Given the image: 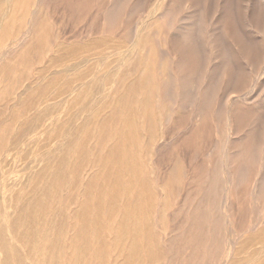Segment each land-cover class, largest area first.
<instances>
[{"label":"bare ground","instance_id":"6f19581e","mask_svg":"<svg viewBox=\"0 0 264 264\" xmlns=\"http://www.w3.org/2000/svg\"><path fill=\"white\" fill-rule=\"evenodd\" d=\"M17 1L0 0V56L9 36L17 31L14 23L17 10L13 7ZM46 1L21 0L28 7L26 9L28 16L19 28L26 33L31 32L30 42L26 43L28 51L21 55V59L27 60L32 49L37 50L43 46L46 32L51 31L52 21L47 18ZM111 1L108 0V3ZM127 1L131 3L132 0ZM123 2L124 0L119 3L115 1L114 4L111 3L112 5L109 3L108 6L103 5L105 7L101 10V18L99 15L97 17L102 20L100 23L103 33L113 36L119 29L116 24L124 10V6L121 5ZM144 2L146 1L143 0ZM243 2L246 4L243 9L245 26L239 28L229 11L230 14L221 15L222 17H218V20L213 15L208 21V27L211 30L207 36H204L205 34L200 31L195 33V24L191 23V16L188 14L190 7H180L179 4H182V1L153 0V7L148 16L150 22L148 21L147 25L143 22H134L132 26L125 27L126 48L118 51L117 58L111 64L99 60L96 63L97 69L106 67L105 70L97 72L99 75L96 72L89 75L91 65H88L87 59L81 56L78 63L66 66L63 70H58L59 72H52L39 88L28 90L19 111L33 104L35 94H44L51 87L56 93H61L71 84H75L70 99L52 98L33 124L32 129L44 130V143L55 140V143L45 152L40 151L39 148L30 152L23 148L19 149L12 157V165L8 167L1 156L8 146L6 135L8 136L12 129L15 116L9 118L13 121L12 124L9 125L11 120H8L9 123L6 122L8 125H5L0 132V264H23L21 251H30L34 264H92L90 257H85L87 250L93 245L101 254L99 256L96 252L99 258L105 256L106 248L109 246H107L106 233L113 234L116 247H112V252L116 250L121 257L119 264H145L146 261H143L145 255H155L158 250L160 251L161 248L158 249L160 241L155 242L154 225L151 221L154 216L152 212L154 213L156 208L148 191L144 188L145 181L143 179L144 186L136 192L135 200L132 203H123L120 200L123 194L122 171L129 169L131 176L139 177L145 165L143 163L155 157L154 154L158 152L159 147L166 146L167 138L163 139L153 133L154 111L161 114L158 124L160 131L163 128L165 130L164 126L170 124L176 114L180 117L178 125L183 131L201 122V124L197 123V126L202 125L205 129L202 131L201 127H198L202 131L197 130L199 136L200 133L203 135L204 130L208 128L207 122L213 121L210 107L214 96L213 85L217 80L210 79V76L206 74L204 68L207 66L203 68L204 75L196 76L198 71L196 68L202 65H198V60L195 59L199 55L194 56L196 53L195 51L193 53L194 46H204L210 52L209 63L218 62L225 67L224 73L220 72L222 75L219 73V77H227L226 81L224 79L223 81L232 90L227 92L224 89L221 112L218 115V118L223 121L225 135L222 137L223 141L218 143L219 140H216L217 143L211 144L213 152L209 148L210 145L208 147L205 145L208 152L204 154L205 158L201 157L204 161L203 163L200 161L202 167L196 170V164L191 166L194 160L190 162L189 168L194 167L197 172L194 168L193 171L189 169L185 171L186 168L183 171L181 167L182 169H179L183 173L181 171L179 173V169L175 170L176 164H173L175 166L172 168L173 171L170 169L173 166L171 162L172 166L169 169L173 172L169 171L170 178H167V185H165L168 191L164 188V192L167 191L165 199H172L173 191L177 190L175 184L178 186L179 183H184L183 179L187 180L186 175H190L188 172L192 176L189 177L190 180H187L190 183L185 182L187 186L195 180L197 184L192 183V187L195 185L192 191L190 189L187 191L189 186H186L184 191L187 192L184 193L183 205L180 204L182 206L179 207L180 205L176 204L178 209H175L183 220L178 228H173L170 234L165 236L168 240L165 241L163 237L162 242L168 243H166L167 247L169 245L168 251H173L176 243L185 249L181 252L179 250L175 253L168 252V255L169 253L174 255L172 256L178 264H219L222 260L225 264L236 253L234 251L236 246L242 254L248 246L251 247L257 243L256 245L260 244V247L254 246L256 249L252 248L254 249L252 257L250 259L247 255L246 257L253 262L252 264H264V256L261 257V254H264V0H243ZM100 3L93 5L97 6ZM140 3L143 4L142 0ZM141 4L137 5L138 8ZM97 7H95L96 12H101L100 7ZM182 8L187 13L179 17ZM134 12L135 10L131 14ZM124 16L127 17L128 13ZM122 24L125 25L124 22ZM225 25H229L230 35L226 36V32H222ZM153 26L154 34L150 32ZM171 38L181 39L186 48L188 44L194 46L187 48L192 49L188 51L189 53L179 54L178 52L179 56L174 58L173 56L177 54L172 53V56L163 54L170 49L167 47V42L170 45ZM200 38L203 41L202 45H200L202 41H198V39L201 40ZM245 38L249 44L246 50ZM165 45L167 49L164 48ZM181 45L178 46L182 49ZM227 46L233 50L242 48L240 58L247 60L245 64L247 66L242 69H249L248 75L244 70H239L232 79V76L227 73L228 67L225 64L227 59L221 52ZM170 47L172 51L173 47L171 45ZM203 49L200 50L204 51ZM213 51L220 53L221 56L213 54ZM141 52L144 54L141 55ZM152 52L158 55L156 58L153 56L149 59V53L152 54ZM159 52L165 56H160ZM206 52L199 54L204 55ZM212 68L210 71L213 70ZM207 69L209 71V68ZM64 77L67 80L64 82V88L56 89L55 84L61 81L59 78ZM5 87L8 89V85ZM7 89L0 88V95L3 97L5 95V98L0 100L2 103L7 96H10ZM100 103L101 105L98 106ZM72 105L77 107L74 113L70 112ZM254 113L257 115V118L255 117L257 121L250 129ZM76 124L80 126L79 135L69 134L68 132ZM213 126L210 125L211 128ZM218 127L220 125L212 129L215 130ZM194 129L191 128L192 131ZM208 130L210 131V128L206 131L207 136L212 131ZM194 131L193 133H196ZM164 134L167 132L163 131ZM214 134H216L215 131ZM177 135L179 136L180 133ZM196 135L194 134L195 137L198 136ZM219 135L215 136L220 138ZM24 137L23 129L17 131L9 146L16 147ZM142 137L145 141L140 143ZM173 137H170L172 144ZM178 138L181 139L177 137V140ZM184 138V141L188 139V137ZM199 138L201 137H198V141ZM161 139L163 141L159 143ZM192 140L195 138L190 141ZM196 140L192 143L189 141L188 144L193 145L197 143ZM175 143L178 144V142ZM106 144H110L109 150ZM195 145H193L194 148ZM137 150V156L132 158L130 155ZM163 150L165 153L169 151ZM160 153L163 154V152ZM125 154L130 161L123 159ZM201 154L203 155V152ZM44 155L46 158L41 159ZM210 157L216 158L210 159ZM181 162L183 163V160ZM181 162L178 163L181 165ZM36 164L40 167L35 168ZM88 165L95 166L98 171L92 174L84 185L83 205L79 210L81 224L76 226L74 231L75 235H84L88 231H93L92 240L87 239L75 246L72 254L67 258L61 240L66 217L62 214L58 202L62 191L77 187L78 174L72 175L71 170L84 169ZM26 172L29 173L26 175ZM102 174H105L107 178L102 182V190L97 192L95 183ZM185 183L182 185L184 188ZM158 185L156 188H159ZM153 192L156 195L157 192L151 189L152 194ZM168 192L173 195L170 196L171 198ZM174 199L169 203L177 208L174 206ZM243 204H246L245 211H248L246 215ZM168 205L165 203L166 207ZM170 209L172 208L169 207L168 210ZM175 210L173 209V212ZM54 217L57 218L56 224L52 221ZM173 217L175 219V215ZM236 217L241 220L248 218V221L239 225V220L238 223L235 222ZM234 222L240 226V229L237 226V229L234 228ZM146 228L149 229V234L145 240H141L139 236ZM18 244L22 246L21 249L15 248ZM249 251L244 252L248 254ZM171 255L169 257L173 258ZM237 261L239 260H235L234 264L239 263Z\"/></svg>","mask_w":264,"mask_h":264},{"label":"rangeland","instance_id":"374dc122","mask_svg":"<svg viewBox=\"0 0 264 264\" xmlns=\"http://www.w3.org/2000/svg\"><path fill=\"white\" fill-rule=\"evenodd\" d=\"M112 1H114V0H112ZM112 1L109 3L111 4ZM115 1L117 3H119L120 1L122 2V0H115ZM115 1L112 4H114ZM132 1L134 2V0H132ZM132 1H131V3H128L130 1L124 0V2L121 4L124 6V10L121 14V17L123 19H121V17H119V21L116 24L118 26L117 28H119V29H117L116 33L113 36H111V35H107V34L102 32V30H101L102 20L100 19L101 18L100 15L102 14L101 10H103L105 7L103 5L109 4L108 0H106V1L101 0V3H103V4L100 3V0L99 1H95V0H51L50 2L47 0L45 2V7L47 6L46 9H48L47 14L49 17L47 16V18L51 19V21H52V24H50L51 31L50 32L45 31L46 34H45L43 46H41L37 50H34V49L29 47V49H32V50L30 51V53L28 52L29 57H27V60L21 59V55L27 53V51H28V49H26V43L30 42L31 32L29 31L26 33L22 30V28L20 29L19 26L21 25V23L23 21L25 22V20L27 19L26 16H28V11L26 9L28 7H27V5H24L23 2H21V0H18L16 2V4L13 5L14 9L17 10V14H16L15 21H14L15 28L17 31L9 36L8 41L4 45L5 47L3 48L2 54L0 56V86H1L0 88H2V90L5 88L7 89V87H5V86L8 85L7 93H8V95H10V96L6 97L7 99L3 100V103L0 101V103L2 104L0 106V132H2L1 130L4 128L5 125H8L7 124V123H9L8 120H11L9 118H12V116H15V120L13 119L14 124L12 126L11 131L8 133V136L5 134L7 137L6 139L8 142V146L6 147V151L4 152V154L1 156L2 161L4 160L5 164L8 167H10L12 165L11 160H12L13 155L15 154V151H17L19 149L21 150L23 148L25 151L30 152L32 150L35 151L36 148H39L40 151L45 152L46 150H48V148L50 146H52L55 143V140H48L46 143H44L45 142L44 141V135H45L44 130L43 129H41V130L32 129L33 124H34L36 118L38 117V115L44 110L45 107H47V104L49 103V101L52 98H56L58 100H64L65 98L70 99L72 91L75 88V84H71L68 88L64 89V91L61 93H56L54 91V89L51 87V88H48L44 94H38V95L35 94L34 95L35 99L33 101V104L28 106L25 110L19 111V107H20L21 103L24 104V101H23L24 95L28 92V90H35V89L39 88V86H41L42 83L44 84V82L46 81L48 76L52 74V72H59V71L63 70L64 67H66V66H71V65L78 63V59L81 58V56H83L87 59L88 65H91V70H90L89 75L92 73H95V72L97 73L98 71L101 72V70H105L106 69L105 66L97 69L96 63H98L99 60H103V61H106V62L111 64L114 62L113 60H115L117 58L118 51L121 48L122 49L126 48L127 36L125 34V31H124L125 27L126 26H132V24L134 22H143V23H146V25L150 22L149 21L150 19L148 18V16H149L151 9L153 7V0L152 1L151 0H148V1L144 0L147 3L146 2L143 3V0H142V3L144 5L140 3L141 0H137V2L135 1L136 3L135 2L133 3ZM180 1H182V4L181 3L179 4L180 7H182V6L190 7L188 10V14L191 16V23L194 22L193 24H195L194 30H195L196 34L198 33V31L204 33L205 34L204 36H207V34H209L211 29H210V27H208V21L212 18L213 15H215V18L218 20L223 15H226L227 13L228 14L231 13V15L233 16V21L236 23V25H238L239 28L245 26V22L243 19V9H244V5H246V4H244L243 0H189V2L187 0H180ZM95 3H100V5L98 4L97 6L100 7L99 9L101 12H99V13L96 12L97 11L96 8H98V7L95 6L96 5ZM93 4H95V5H93ZM129 4L133 5V6H130ZM139 4L143 5V6L140 5L142 8L140 6L138 8L137 5H139ZM129 6L133 9H131ZM128 9H129V11H127ZM136 9H138V10H136ZM133 10H135V12L133 14H131V12H133ZM229 11H230V13H229ZM127 13H128V16L127 17L124 16V14L127 15ZM186 13L187 12L183 11V8H182L181 14L179 15V17L184 16ZM96 14H97V16H96ZM130 14L132 17L130 16ZM98 15L100 16L99 19H97V17H99ZM134 18H136V19H134ZM49 19H48V21L51 23V21ZM123 22L125 23V25L122 24ZM46 23L48 25V22H46ZM225 26L226 27H224V31H222V32H226V34H225L226 36L230 35L229 25H225ZM120 29H123V30H120ZM150 32L154 34V32H155L154 26L151 27ZM244 40L246 42L245 43V46H246L245 50H246L247 46H249V44H248L247 38H245ZM166 41H168V40H166ZM181 41H182L181 39H175L174 40L171 38V40H169V42H170L169 44L173 47V49L171 51V47H170V45H168V42H167V47H169L170 49L168 50L166 48V45H165L164 48L167 49V52L165 51L163 54L166 53V54H169L170 56H172V53H174L177 55L173 54L174 55L173 57L177 58V56H179L180 53H184V54L189 53L188 51H190L192 49L188 50L189 49L188 47L194 46V45L188 44V46H187L188 49H187L186 47L183 46L184 41L183 42H181ZM198 41H202V39L201 40L198 39ZM202 43H203V41L201 42L200 45H202ZM178 45H181V47L186 48V49L183 50V48L182 49L179 48ZM195 47L196 46L193 47V53L196 52L194 54V56L195 55L197 56V54L200 56L201 54H199V53L203 54L204 51L205 52L207 51L206 53L209 52L204 46H200V47L197 46L196 48ZM203 48H205V50ZM25 49H26V51H25ZM200 49L201 50L203 49L204 51H201ZM224 49L225 50H223L221 52L225 55V58L227 59V62L225 64H227L229 71L227 70V68H226V71L228 74H230L232 76V79L235 78V76L239 72V70L240 71L244 70V72L248 75L249 69H247V68L242 69L245 66H247V65H245L247 63V60H245L244 58H240L242 56V55L240 56V51L242 48L238 49V50L235 49L236 50L235 51L230 46L229 47L227 46ZM155 52H157V51H155ZM168 52H170V53H168ZM178 52H179V54H178ZM160 53L161 52H159V54ZM206 53H204V55H201V57L203 56L202 58L204 60H202L201 57L198 58L199 56H197V58H195L196 57L195 56L194 58L198 60V65L199 64L202 65V66L197 65L198 67L196 68V70H198V71H196V76L202 75L203 73H205V72H203V68L205 66H207L206 68H204V70L206 71V74L208 76H210V79L215 78L213 80L214 81L217 80V82H219L217 84V82L215 81L214 85H213L214 96H213V100H212L211 107H210V111L213 113V121L207 122V126H206V127H208V128H206V131L209 128H210V131L212 130L211 132L208 130L210 132V134H208V136H207V134H206L207 132L204 130V132H203L204 136L201 135V133L199 136L198 132L200 129L198 127H201L202 131H203V129H205V128H202V125L198 124V126H197V123L201 124V122L195 123L196 124L195 126H192V127L189 126L192 129L195 128L194 130L196 131L198 136L196 135V133H193L194 130L192 131L191 128L189 130H186V131L180 130V128H179L180 126L178 125V120L180 119V117L178 116V114H176L173 117V120L170 124L164 126L165 130L163 128V130L160 131L158 124H159V120H160L159 116H161V114H159L157 111H154V113L152 114V120H153L152 122L155 123L153 133L156 136L162 137L163 139L167 138V141H166L167 142V144H166L167 149H166V146L159 147L160 149L157 147L158 152L157 151L155 152V154H154L155 157H152L146 163L145 162L143 163L145 165L143 166L139 177L131 176L129 169H124L122 171V183H121V185L123 188V194H122L121 199H120L121 202L132 203L135 200V194L138 191V189L142 188L144 186V183H142V181L144 179L145 186H146L144 188L148 191V194L150 195L151 201L153 202V205L156 208V209H154V213L152 212V214L154 216L152 217V215H151V217H152L151 219H153L151 221H153L152 224L154 225L155 242L159 243V241H160V243H159L160 247H158V249L163 248V250H161V249H160V251L158 250V252L155 255H150V256L145 255L143 258V261L144 262L146 261L145 264H175L177 262H175V259L173 257L174 255L172 254L173 255L172 256L171 253L172 252L175 253V251H178V250H179V252H181L182 250H185L181 247V245H178L176 243L175 249L173 251L171 249H170L171 251H168L167 249L169 248V245L167 247L168 243L165 242L166 240H168V238H166L165 236L169 235L173 228L174 229L178 228L179 224H181L183 219L180 216V214H178V212H176L177 210H175V209H178L177 205L179 206L180 204L183 203L182 201H183V198L185 195L184 193H186L188 191V189H190L191 191L193 188L195 189V185H194V187H192V183H193L192 182L190 184L191 188H189L190 187L189 185H188L189 187L187 186V184L189 182L187 180L188 179L190 180V178H191L190 176H192V174L190 172H188L190 175H188V176L186 175V177H188V178H186L187 180L183 179L184 183L185 182L187 183V184L185 183L186 184L185 188L182 186V185H184V183H182V184L179 183L180 186H179V184H178V186H177V184H175L177 188H175V185H174V188L177 190L174 189L175 190V191H173L174 196L170 195V193L168 192L169 198H171L170 196H173L172 199L175 198L174 199L175 201H173V202H174V206H176L177 208L173 207L169 203V202H171L172 199H169L170 201L168 200V198L165 199V195L167 194V191H168V187H166L165 185H167V183H166L168 180L167 178H170V172L169 171L173 170L172 168L175 167L174 166L175 164H176L175 170L182 167L183 169L182 168L181 169L183 171L185 170L184 168H186L185 171H187V169H189L190 171H193L194 167L189 168L190 162L193 160H194V162L196 160L197 161L195 163L193 162L191 166H193V165L195 166V164H196L195 167L197 170L198 168H200V166L201 167L203 166L202 163L204 161L201 157L205 158L204 154H206L208 152V150L206 151V149H208V148H205V145H207V147L210 145L209 148L211 149L213 142H216V140H219L218 141V143H219V142L224 140V138H222L225 135V131H224L223 124H222L223 121L218 118V115L221 112V105H222L221 101H222L224 89L227 92L232 91V90L230 87H227L226 86L227 83L223 81V79L226 81L227 77H225V78H222V76H220L221 78L219 77L220 74L222 75V73H224L225 67L223 66V64H219L218 62L209 63L208 57L211 54H210V52L208 54H206ZM142 54H144V53L141 52V55ZM149 54H150L149 59H151L153 56L156 58L158 55L157 53H156V55L153 54V52H152V54L151 53H149ZM163 54L161 53L160 56H162ZM213 54L221 56L220 53L218 54L215 51H213ZM235 54H237V55L235 56ZM169 55H166V57H170ZM163 56H165V55H163ZM229 58H231V59H229ZM204 63H206V65ZM208 63H209V65H208ZM216 67H218V69ZM207 68H209V71H207L208 70ZM211 68L213 69L212 71L214 74L212 73V71H210ZM219 69H220V71H219ZM220 72H222V73H220ZM97 75H99V74L97 73ZM59 79H61L60 82L58 81L60 84L58 83L59 84L58 85L56 83L55 85H56V89L61 90L62 88H64V85H65L64 82L67 80L65 77L59 78ZM9 91H11V92L9 93ZM0 96H2V95H0ZM4 98H5V95H4V97L2 96V98H0V100H2ZM100 105H101V103L98 104V106H100ZM76 110H77V107H75L73 105L70 107V112L74 113V112H76ZM252 117L253 118H251V120H253V122H251V124L253 126L251 125L250 129H251V127L255 126L254 123L257 121V119H256L257 115H255V113L253 114ZM12 122L13 121L11 120L9 125H11ZM217 123H218V125H216ZM79 124H81V123H79ZM79 124H76L68 133L73 134V135L75 134L74 136L79 135V133H78L79 129H80ZM214 124H215V126H213ZM210 125L213 126L212 127L213 129H214V127L217 128V126H219V125H220V127H218V129L213 130L210 127ZM196 126L198 129L196 128ZM21 129L24 130L25 137L20 140L19 144L16 145V147L11 148L9 146L11 140L13 139V137L15 136L17 131H19ZM219 129L223 130L222 132H224V133L221 132L223 135L220 133L221 130H219ZM248 129H249V127H248ZM197 130H198V132H197ZM217 130H219V131H217ZM163 131L167 132V134H168L167 137H166L167 134L163 135ZM214 131L217 135L220 134L219 135L220 138L218 136H215L216 134L213 135ZM178 132L180 133L179 136L177 135V134H179ZM190 134H192V135L188 136ZM194 134L197 137H195ZM161 135H163L164 137ZM171 136H174L173 139L175 138V140H173V139L171 140V141H173V144L170 143V137ZM192 136H194V137H192ZM177 137H181V139H182V137L183 138L188 137V139L190 137H191V139L195 138V140L197 139L196 140L197 143H194L195 140H192V141H194L193 145L197 144L198 146L195 145V148H194L193 145L191 144L192 143V141H190L191 139H189V140L186 139V141H184L185 138L182 140L180 138H178V140H177ZM198 137H201V138H199V141H198ZM208 137H209V139H208ZM202 138L204 139L203 141L201 140ZM211 140H213V141H211ZM143 141H145L144 137L141 138L140 143H142ZM162 141L163 140L161 139L159 141V143H161ZM181 141H183V142H181ZM189 141L191 142L190 145L188 144ZM174 142H178V144L177 143L174 144ZM169 143H170V146H169ZM172 145L174 147H172ZM109 146H110V144H106V148H108ZM140 147H141V144H140ZM202 148L205 149V151ZM54 149H55V147H54ZM163 149H165L166 151H168V150L169 151L165 153V151ZM108 150H109V148H108ZM211 151L213 152L212 149H211ZM160 152H163V154ZM202 152H203V155L201 154ZM137 154H138V150H137V152L135 151L134 154L132 153L130 156L133 158L134 156H137ZM197 154H199V156ZM140 155H142V154H140ZM192 155H193V159L191 158ZM196 155H197V157H195ZM214 155H212V156H214ZM44 158H46V155L41 157V159H44ZM215 158L216 157H214V158L210 157V159H215ZM123 159L129 160L130 158L128 157L127 154H125L123 156ZM169 159H171V160H169ZM182 160H183V163L181 162ZM200 161H202V163ZM171 162H172V165L174 164L173 166L171 165ZM178 162L179 163L181 162L182 166ZM199 162H200V165H198ZM177 165H178V167H177ZM197 165L199 167H197ZM38 166L40 167L39 164H36V166H34V167L39 168ZM181 169L178 170L179 173H180ZM196 170L194 168V171H196ZM97 171H98V169L93 165H88L87 167H84V169H80V170H71L72 175H74L76 173L78 174L77 187L73 188V189H67V190H64L61 192L58 205H59V208H60L62 214L66 217V225H65V228L62 232L61 240L63 242L64 248H65V254H66L67 258H68V255L72 254L73 248H75V246L86 241L87 239L89 241L92 240L93 231L92 232L88 231L84 235H75L74 230H75L76 226H79L81 224V216L79 214V210H80L81 206L83 205L84 185L88 182L91 175L97 173ZM173 171H171V172H173ZM28 173L29 172H26V175ZM106 178L107 177L105 176V174H102L97 179V181L95 183L97 192H100L102 190V188H103L102 182ZM169 181H170V179H169ZM194 183L197 184V181L195 180ZM154 185H155V187H154ZM157 185L159 186V188L158 187L156 188ZM186 186L188 188H187V191L185 192L184 190L186 189ZM178 187L179 188L181 187L180 190H178L179 189ZM150 188L153 189V191L157 192L156 195L154 192H153V194L151 193ZM164 188L167 190L166 192H164ZM190 190H189V192L191 193ZM164 199H165V203H167V205L169 203L170 206L169 205H168V207L165 206V203L163 201ZM166 200H167V202H166ZM173 202H172V204H173ZM162 205H163V209H162ZM182 205H180L179 207H181ZM243 205H245V207H243L244 211H245L246 204H243ZM164 207H165V209H164ZM169 207H171L172 209L168 210ZM173 209L175 210L174 212H173ZM246 213L248 214V211L247 212L245 211V215H246ZM173 214L175 215V219L173 217L174 216ZM176 216H177V218H176ZM244 218H246V216ZM244 218L241 220V219H238L236 217L235 222L238 223V220H239V225H240V223L244 224L245 221L246 222L248 221V218L246 220ZM55 219L57 220V218L54 217L52 219V221L56 224ZM235 222L233 224L234 228H236V226H237V228L239 227V229H240V226L235 224ZM106 226L107 225H105V227ZM108 226H109V224H108ZM230 229L231 228H229V230ZM229 230H228V232H230ZM148 234H149V229L146 228L143 231V233L140 234L139 238L141 240H145ZM163 237L165 240L163 242H165V243L162 242ZM106 239H107V246L108 245L109 246L108 247L106 246L107 247L106 251H105L106 255L102 254V255H105V256H101L102 258L98 257L99 252L96 250V248L93 245L88 248L87 254L85 257H90L92 264L93 263L94 264H97V263L100 264V262H101V264H104V261H106L105 262L106 264H119L121 262V257L118 256V252L116 250L113 251L114 253L112 252V247L113 248L116 247L115 242L113 241V240H115V239H113V234L109 233V235H108V233H106ZM125 244H127V242H125ZM256 244L257 243H255L251 247L248 246V248L243 250V252L244 251L248 252L251 249V251H249L248 254L246 252H244V254L242 252V254H241V250L239 251V247L236 246L234 249V251L236 253L233 251V253H235V254H233L225 264H234L235 260H239V261H237V262H239L237 264H252L253 262H250L249 259L254 254L253 250L260 247V244H258V245H256ZM159 245H157V246H159ZM254 246L255 247L257 246V247L255 248ZM21 247L22 246L19 244L15 246V248H18V249H21ZM253 247H254V249H252ZM173 248H174V245H173ZM168 252H171V253H169V255H171L173 258L169 257ZM21 253H22L21 262L23 264H34V259H32V254L30 251H21ZM239 254H240V256H239ZM100 255L101 254H99V256ZM246 255L249 259H247ZM263 256H264V254H261V257H263ZM244 257H245V260L243 261ZM105 258H107L108 260H106ZM259 258H260V256H259ZM222 262H223V260L219 264H224ZM64 264H66V263H64Z\"/></svg>","mask_w":264,"mask_h":264}]
</instances>
